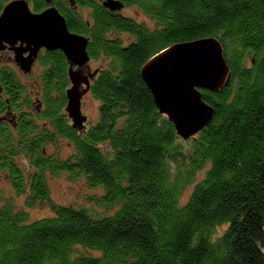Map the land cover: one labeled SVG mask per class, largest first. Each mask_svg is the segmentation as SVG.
Instances as JSON below:
<instances>
[{
  "label": "trees",
  "instance_id": "16d2710c",
  "mask_svg": "<svg viewBox=\"0 0 264 264\" xmlns=\"http://www.w3.org/2000/svg\"><path fill=\"white\" fill-rule=\"evenodd\" d=\"M52 1L69 32L89 39L90 62H104L89 92L98 119L70 128L68 63L44 55L38 121L31 107L17 135L0 133V173L26 207L0 190V264H264V0H114L151 25L103 8L107 0ZM206 38L221 44L230 80L201 91L213 117L184 141L140 70ZM62 175L101 191L94 209L51 200L49 180ZM37 205L51 215L31 220Z\"/></svg>",
  "mask_w": 264,
  "mask_h": 264
},
{
  "label": "water",
  "instance_id": "95a60500",
  "mask_svg": "<svg viewBox=\"0 0 264 264\" xmlns=\"http://www.w3.org/2000/svg\"><path fill=\"white\" fill-rule=\"evenodd\" d=\"M102 6L109 11L123 8L114 0L103 2ZM16 12L20 15L16 16ZM0 37L9 43L21 40L26 44L30 56L22 58L18 51L16 59L24 71L29 70L32 57L42 47L63 54L71 85L66 91L65 112L75 127H82L86 117L81 113L80 104L89 83L81 69L87 68L90 62L86 52L89 39L70 33L65 19L52 5L40 14H32L20 1L5 7L0 17ZM96 74L97 70L88 77ZM140 76L159 114L168 119L176 135L184 141L203 131L213 117V108L203 101L201 91L217 93L230 80L221 44L213 38L167 48L145 63ZM83 84L86 87L80 90Z\"/></svg>",
  "mask_w": 264,
  "mask_h": 264
},
{
  "label": "flooded vegetation",
  "instance_id": "af4514ba",
  "mask_svg": "<svg viewBox=\"0 0 264 264\" xmlns=\"http://www.w3.org/2000/svg\"><path fill=\"white\" fill-rule=\"evenodd\" d=\"M18 1L23 2L27 11L32 14H40L51 7V5L57 9L52 0H42V8L38 11L34 5L35 1L38 0H0V17L7 5ZM73 4L74 1L70 0V5L72 6ZM15 15L18 16L20 14L16 12ZM18 51L21 52L22 58L26 59L30 56V52L26 49V44L21 40L9 43L0 37V133H9L11 136L17 135L20 128L19 122L22 118L29 116L28 111L31 107L34 108V111L30 114L35 118V121H38L36 116L43 109L44 105V102L42 101L44 94L42 89L40 90L38 88L41 73L43 71L38 67V63L44 55L51 53L44 47L40 48L36 52V55L32 57L29 70L24 71L16 62ZM89 64H91V62ZM75 69L76 67L73 68V70ZM95 69H90V67L81 69L83 76L89 83V90L81 99V112L83 98L86 95H90V85L94 80V77L89 78L88 76H90V73ZM18 87L21 88L22 93L20 94L17 90ZM85 87L86 86L83 84L79 89L82 90ZM25 108L27 109L26 111ZM65 114L67 113L65 112ZM88 121L89 120L86 119V125L83 127H75L70 119L69 125L72 130L82 129L84 131L86 129L85 127L88 126Z\"/></svg>",
  "mask_w": 264,
  "mask_h": 264
},
{
  "label": "rangeland",
  "instance_id": "374dc122",
  "mask_svg": "<svg viewBox=\"0 0 264 264\" xmlns=\"http://www.w3.org/2000/svg\"><path fill=\"white\" fill-rule=\"evenodd\" d=\"M117 12V11H113ZM122 14L126 15L127 17H130L132 19H135L138 22H144L146 24L151 25V22L148 21L141 12L136 8H130L127 10H121ZM78 35V34H77ZM81 36V35H80ZM117 38L123 40L126 42L128 39L126 36H116ZM99 64L104 65V62L101 63H91V68L95 69L98 68ZM98 102L93 99L90 95H86L83 98L82 101V113L88 118V123L94 124L97 122L98 119ZM57 150L62 155V158L70 154V146L67 144V142L62 141L61 143L57 144ZM69 146V147H68ZM55 147L47 148L50 153L54 151ZM69 149V151H68ZM18 165L24 166V162L20 159H18ZM49 187L51 192V200L55 204H61V205H72L76 207H83L85 209H94L95 205L94 203H91L90 198L94 197L95 195L98 196V194L101 193L98 189H91L87 186L84 178L79 177L73 181H70L69 178H67V175L59 176L55 179L49 180ZM0 190H3L7 195H13L12 189L8 183L7 177L0 173ZM14 196V195H13ZM14 202L18 207H21L23 209H26L24 207L23 202V196L17 197L14 196ZM27 211V210H26ZM51 212L49 211V208L47 206H35L33 209L28 210V216L31 220L43 218L46 216H50Z\"/></svg>",
  "mask_w": 264,
  "mask_h": 264
},
{
  "label": "clouds",
  "instance_id": "9594fccd",
  "mask_svg": "<svg viewBox=\"0 0 264 264\" xmlns=\"http://www.w3.org/2000/svg\"><path fill=\"white\" fill-rule=\"evenodd\" d=\"M90 63V62H89ZM88 67H90V69H91V66H90V64H88ZM97 70V74L99 73V69L98 68H96L94 71H96ZM94 71H92V72H94ZM91 72V73H92ZM96 74V75H97ZM96 75L94 76V78L96 77ZM71 87V85H69V88ZM82 113V112H81ZM82 115H83V113H82ZM84 117H86L85 115H83ZM86 119H88V118H86ZM86 123V122H85Z\"/></svg>",
  "mask_w": 264,
  "mask_h": 264
}]
</instances>
